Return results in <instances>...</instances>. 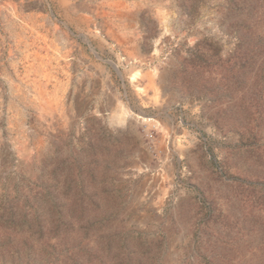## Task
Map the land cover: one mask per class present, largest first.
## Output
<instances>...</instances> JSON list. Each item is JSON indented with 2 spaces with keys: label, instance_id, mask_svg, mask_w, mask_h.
I'll list each match as a JSON object with an SVG mask.
<instances>
[{
  "label": "rangeland",
  "instance_id": "1",
  "mask_svg": "<svg viewBox=\"0 0 264 264\" xmlns=\"http://www.w3.org/2000/svg\"><path fill=\"white\" fill-rule=\"evenodd\" d=\"M0 264H264V0H0Z\"/></svg>",
  "mask_w": 264,
  "mask_h": 264
},
{
  "label": "bare ground",
  "instance_id": "2",
  "mask_svg": "<svg viewBox=\"0 0 264 264\" xmlns=\"http://www.w3.org/2000/svg\"><path fill=\"white\" fill-rule=\"evenodd\" d=\"M26 5V4H25ZM154 51L156 52L157 51V49H154ZM27 53V52H26ZM57 99V98H56ZM120 103V102H119ZM119 111H118V114H119V116H121V117H133L131 114H130V112H128V110H126L123 106H122V104H119ZM138 118V117H137ZM148 121H150V118H146V117H141L140 119H139V122H148Z\"/></svg>",
  "mask_w": 264,
  "mask_h": 264
}]
</instances>
